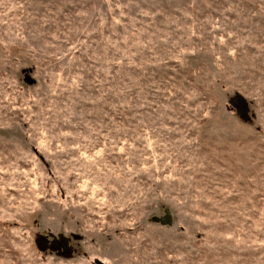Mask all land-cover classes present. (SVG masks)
Masks as SVG:
<instances>
[{
  "label": "rangeland",
  "instance_id": "rangeland-1",
  "mask_svg": "<svg viewBox=\"0 0 264 264\" xmlns=\"http://www.w3.org/2000/svg\"><path fill=\"white\" fill-rule=\"evenodd\" d=\"M0 264H264V0H0Z\"/></svg>",
  "mask_w": 264,
  "mask_h": 264
},
{
  "label": "water",
  "instance_id": "water-1",
  "mask_svg": "<svg viewBox=\"0 0 264 264\" xmlns=\"http://www.w3.org/2000/svg\"><path fill=\"white\" fill-rule=\"evenodd\" d=\"M232 104L241 114L245 111V104L240 99H234ZM151 221L155 224L159 223L163 226H171L172 220L168 210H165L164 215L157 218H152ZM36 244L38 248L42 251L49 249L52 252H57L59 247H63L64 250L59 252L61 255H70V249L67 247V240L64 238H60L58 241H53L49 247L46 246L45 238H40L36 240Z\"/></svg>",
  "mask_w": 264,
  "mask_h": 264
},
{
  "label": "flooded vegetation",
  "instance_id": "flooded-vegetation-1",
  "mask_svg": "<svg viewBox=\"0 0 264 264\" xmlns=\"http://www.w3.org/2000/svg\"><path fill=\"white\" fill-rule=\"evenodd\" d=\"M67 247H68V245H67ZM68 248H69V247H68ZM63 250H64L63 247H59L57 253H58V252H62Z\"/></svg>",
  "mask_w": 264,
  "mask_h": 264
}]
</instances>
